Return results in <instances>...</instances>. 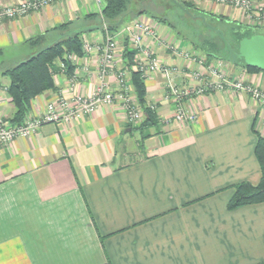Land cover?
<instances>
[{"label": "crops", "instance_id": "obj_1", "mask_svg": "<svg viewBox=\"0 0 264 264\" xmlns=\"http://www.w3.org/2000/svg\"><path fill=\"white\" fill-rule=\"evenodd\" d=\"M18 1L0 0V7ZM100 11L93 0H55L0 21V116L11 121L14 113L2 65L36 50L27 39L67 22L93 25L88 16ZM207 11L238 17L227 6ZM145 17L159 37L188 45ZM103 38L104 31L95 30L83 34L82 43ZM125 38L118 40L116 70L125 68ZM154 46L163 64L180 68L176 81H186V62ZM81 52L71 73L54 75V90L30 100L29 114L42 112L57 95L70 96L71 80L80 94H92L97 53ZM107 81L115 86L113 75ZM144 83L158 122L143 134L114 101L75 122L46 123L0 144V264H264V201L227 208L232 185L260 180L254 131L264 136V108L245 94L213 91L187 101L194 121H177L162 76Z\"/></svg>", "mask_w": 264, "mask_h": 264}, {"label": "built area", "instance_id": "obj_2", "mask_svg": "<svg viewBox=\"0 0 264 264\" xmlns=\"http://www.w3.org/2000/svg\"><path fill=\"white\" fill-rule=\"evenodd\" d=\"M55 0H20L14 4L0 7V21L4 19H16L24 17L28 13L39 10ZM101 10L103 0H93ZM208 1V0H203ZM232 3L236 8L242 9L247 18L256 26L264 27V4L257 0H213ZM102 41H84L82 51L86 54L97 53L99 82L90 96H83L76 88L75 82L70 83V96L57 95V97L45 104L39 114H29L20 123H12L7 118L0 116V144L10 143L18 137H27L37 131L46 123H72L81 116L92 115L101 105H107L118 101L124 110L129 124L136 125L143 120L144 115L139 107L132 86L129 82L130 71H137L141 79L147 80L150 76L159 74L163 78L164 99L174 104L173 118L177 121L191 122L196 118V112L189 109L187 101L194 97L203 96L213 91L231 90L238 94L249 96L264 108V74L257 72L250 74L246 79L230 77L216 67H207L200 58L193 57L187 49L181 47L178 41H167L159 37L153 23L145 15L135 16L133 19L121 25L116 31H108L104 27ZM126 37L129 47L135 51L130 67L115 69V58L119 37ZM155 45H162L173 57L182 60H190L191 66L195 62L202 63L200 69H196L187 76V80L177 82L175 77L180 68L176 65L163 64L154 51ZM74 53H68L66 60L72 64ZM60 70L64 72L65 66L58 63ZM113 75L115 86L111 87L107 81ZM74 80V79H73ZM7 87L3 89L6 90ZM148 108L155 111V104H147ZM264 129V119H263Z\"/></svg>", "mask_w": 264, "mask_h": 264}, {"label": "trees", "instance_id": "obj_3", "mask_svg": "<svg viewBox=\"0 0 264 264\" xmlns=\"http://www.w3.org/2000/svg\"><path fill=\"white\" fill-rule=\"evenodd\" d=\"M143 1L144 0H103V7L100 13L91 14L88 16V19L90 24L100 25L99 31L105 32L104 27L108 31L118 30L128 17L146 15L155 22H160L170 27L177 37L181 34L180 30L176 28L177 26L174 22H171L167 18L160 17L152 11L143 8ZM179 2L190 13L196 16H203L206 14L204 11L195 8L190 3H186L184 1ZM81 26H83V24L80 25L78 23L73 24L71 22H67L51 29L45 34L29 38L26 43L32 48L35 47L36 50L18 63L2 65L1 75L8 78L6 91L14 107V113L11 118L12 123H20L23 121L24 117L29 112V102L33 97L46 90L55 89L53 77L61 71L58 63L64 64V72H72L73 66L66 60V55L68 53H75L78 55L82 54V36L85 33H78L72 36L63 37L59 40L56 39L60 33L77 29ZM240 27L241 25H238L236 29ZM243 28L244 29L238 32H232L235 47L242 38L251 37L252 35L257 34L250 32L252 30L249 31V28L244 26ZM49 34L52 36L50 39L47 38V35ZM216 35L219 40L222 41L221 45L208 40H203L201 44H195L191 40L190 42L193 45L195 44V49L201 51L208 58H221L222 56L220 52L225 51L227 53L226 42L231 45L233 49H235L233 43L230 42V40H228L223 33L222 35ZM47 45L50 46L47 47ZM123 47L122 59L124 66L130 67L135 51L129 47L126 38L124 39ZM1 52L2 51H0V53ZM241 64H243L244 68L250 72H262L255 67L245 65L244 62H241ZM129 82L133 88L136 101L142 109L144 115L143 121L136 127V129L143 134L144 130L157 124L158 118L156 112L150 110L147 106L146 86L144 80L141 79L139 72L133 70L130 71ZM254 132L257 136L254 154L260 166V180L257 184L241 181L232 185L233 194L227 203L228 209H234L246 204L264 201V136L260 135L257 131ZM143 138L144 136H142V139Z\"/></svg>", "mask_w": 264, "mask_h": 264}, {"label": "rangeland", "instance_id": "obj_4", "mask_svg": "<svg viewBox=\"0 0 264 264\" xmlns=\"http://www.w3.org/2000/svg\"><path fill=\"white\" fill-rule=\"evenodd\" d=\"M179 1L190 3L195 8L201 11H204L206 13L205 15H203L205 22L202 21V16H196L190 12L183 11L180 7L178 8V6L174 4L171 0H144L142 7L146 8L149 11H152L154 14L160 17H165L169 21L174 22L175 25L177 26L176 28H178L181 33L180 35L179 34L178 35L180 36L182 40H185L186 43L189 45V46L188 45L185 46L184 48L187 49V51H189L193 57L200 58L199 60H201L202 63H204L207 67H212V68L216 67L220 69L225 75H228L230 77H239L240 79H243V80L248 78L250 74L257 73V72L253 73V72L246 70L243 64H233L227 61L226 59L227 53L225 51L220 52L222 56L221 58L220 57L208 58L201 51H199L198 49H195L194 45L201 44L203 40H208L214 43L216 42L221 45L222 41H220L218 36L216 35L219 33L215 32V30H220L225 35V37L228 40H230V42L233 43V46H234L235 41H233L234 36L232 32L234 33L238 32L244 29L243 28L244 26L246 28H249V31L252 30L250 32H254V34L255 33L264 34V27L262 26L258 27L256 26V24L252 23L253 21L247 18L243 10L236 8L232 3H226L222 1H213V0H208V1L179 0ZM257 2L260 4L261 3L264 4V0H257ZM209 5H220L224 7L227 6L231 9V11H234V10L237 11L238 12L237 20H233L223 15H217V14L208 12L207 7ZM237 24L241 25V27L238 29H236L238 27ZM244 38H248V37H244ZM190 40L193 41L195 44L193 45L190 42ZM239 42L237 43L236 47L234 46L235 47L234 51L238 50ZM4 57L5 56H0V61ZM184 61L185 62L188 61L189 63H192L190 60L184 59ZM202 63L195 62L191 66H188V63L186 62V66H187L186 68L188 69L187 73L185 74L186 78L189 74V71L193 73L194 70L200 69L202 67ZM155 109H156V105H155ZM142 121L137 122L136 125H138Z\"/></svg>", "mask_w": 264, "mask_h": 264}, {"label": "water", "instance_id": "obj_5", "mask_svg": "<svg viewBox=\"0 0 264 264\" xmlns=\"http://www.w3.org/2000/svg\"><path fill=\"white\" fill-rule=\"evenodd\" d=\"M174 4L180 7L183 11L189 12L185 7H183L177 0H171ZM202 21L205 22L202 16ZM120 23V21H119ZM100 25H88L79 27L77 29L69 30L64 33H60L56 40L63 37L72 36L78 33H87L95 30H99ZM215 30V29H214ZM217 33L222 35L220 30H215ZM50 45H47L49 47ZM227 47V61L233 64H241L244 62L245 65L255 67L260 71L264 72V35L255 34L248 38H243L238 44V50L234 49L226 42ZM37 54V53H35ZM30 58V57H29Z\"/></svg>", "mask_w": 264, "mask_h": 264}, {"label": "flooded vegetation", "instance_id": "obj_6", "mask_svg": "<svg viewBox=\"0 0 264 264\" xmlns=\"http://www.w3.org/2000/svg\"><path fill=\"white\" fill-rule=\"evenodd\" d=\"M264 35V34H263Z\"/></svg>", "mask_w": 264, "mask_h": 264}]
</instances>
